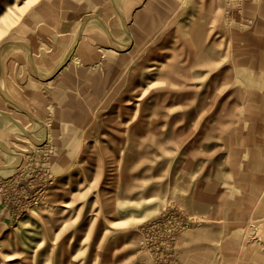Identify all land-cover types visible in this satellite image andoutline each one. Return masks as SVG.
I'll return each mask as SVG.
<instances>
[{
    "label": "rangeland",
    "instance_id": "1",
    "mask_svg": "<svg viewBox=\"0 0 264 264\" xmlns=\"http://www.w3.org/2000/svg\"><path fill=\"white\" fill-rule=\"evenodd\" d=\"M0 47V264H264V0H0Z\"/></svg>",
    "mask_w": 264,
    "mask_h": 264
},
{
    "label": "bare ground",
    "instance_id": "2",
    "mask_svg": "<svg viewBox=\"0 0 264 264\" xmlns=\"http://www.w3.org/2000/svg\"><path fill=\"white\" fill-rule=\"evenodd\" d=\"M116 40V39H115ZM116 43H117V40H116ZM125 46V44H122L121 42L119 43L118 42V44L116 45V47L118 48V50H125L126 48H129V47H124ZM1 48L2 47H0V51H1ZM38 75V77L39 78H41L40 76H39V74H37ZM0 84H1V82H0ZM0 94H2L3 96H5L4 94L5 93H3V90L1 91L0 90ZM6 97V96H5ZM4 97V98H5ZM6 100H8L10 103H12V104H14V105H16V107H18V108H20L21 110H24L23 109V107L21 106V105H19L17 102H14V101H12V100H10L9 98H5ZM1 111V110H0ZM3 119V118H2ZM7 121H9L10 123H13V124H16L17 125V122H14L13 120H11V118H9L8 117V119H7ZM7 121H5V124H7ZM9 127L10 126H7V125H3V123L1 122V120H0V142H1V140H2V138H3V135H5L6 134V132L9 130ZM4 141V140H3ZM1 144H2V142H1ZM0 148L2 149V150H4L5 151V149H3V147H1L0 146ZM7 152V151H6ZM9 153V152H8ZM14 154L13 153H11V157L13 156ZM16 166V165H15ZM1 169V168H0ZM13 170V165L11 166V168H10V170L9 171H0V172H10V171H12Z\"/></svg>",
    "mask_w": 264,
    "mask_h": 264
},
{
    "label": "crops",
    "instance_id": "3",
    "mask_svg": "<svg viewBox=\"0 0 264 264\" xmlns=\"http://www.w3.org/2000/svg\"><path fill=\"white\" fill-rule=\"evenodd\" d=\"M71 14H74V13H70V15H71ZM67 15H68V14H67ZM68 21H69V22H68V25L65 26V28H66V32H69L70 30H72L71 28H73V27L75 26L76 19L70 17ZM101 23H103V22H101ZM80 24L82 25L83 23L80 22ZM80 24H79V29H80V27H81ZM83 28H84V27H83ZM79 29H78V30H79ZM76 30H77V29H75L74 32H75ZM78 30H77V31H78ZM82 30H83V29H82ZM103 30H104V29H103ZM80 31H81V30H80ZM104 32L106 33V35H109L108 32L106 31V29H105ZM77 42H78V41H77ZM76 44H77V43H76ZM75 46H76V45H75ZM74 51H75V47H74L72 53L70 54V56L65 60V62L62 63V65H61V67H60V70H58V71L55 72L56 74L59 73V72L63 69L65 63H67V61L69 60V58H71V55H73ZM30 55H31V54H30ZM31 57H32V59H33V56H32V55L30 56V58H31ZM6 217H7V216H5L4 213L1 212V210H0V224H6V223H8V219H7Z\"/></svg>",
    "mask_w": 264,
    "mask_h": 264
},
{
    "label": "built area",
    "instance_id": "4",
    "mask_svg": "<svg viewBox=\"0 0 264 264\" xmlns=\"http://www.w3.org/2000/svg\"><path fill=\"white\" fill-rule=\"evenodd\" d=\"M17 171V170H16ZM5 176H9V177H5ZM4 177L7 179L5 180V182L2 184V186H6V181H11L13 178H12V174H9V175H5ZM43 191H42V187L41 189L38 190V194H41ZM4 195V193H3ZM38 201V200H37ZM34 204H36V198H29L26 203H25V206H29V207H32ZM22 211H25L26 210V207H22L21 209Z\"/></svg>",
    "mask_w": 264,
    "mask_h": 264
},
{
    "label": "water",
    "instance_id": "5",
    "mask_svg": "<svg viewBox=\"0 0 264 264\" xmlns=\"http://www.w3.org/2000/svg\"><path fill=\"white\" fill-rule=\"evenodd\" d=\"M103 24V23H102ZM62 65V64H61ZM61 65L57 68V71L60 70Z\"/></svg>",
    "mask_w": 264,
    "mask_h": 264
}]
</instances>
